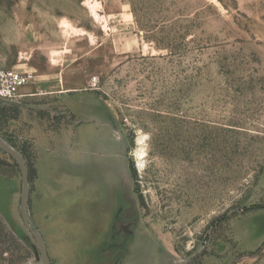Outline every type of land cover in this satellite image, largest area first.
<instances>
[{
    "label": "rangeland",
    "instance_id": "374dc122",
    "mask_svg": "<svg viewBox=\"0 0 264 264\" xmlns=\"http://www.w3.org/2000/svg\"><path fill=\"white\" fill-rule=\"evenodd\" d=\"M0 66V264H264V0H0Z\"/></svg>",
    "mask_w": 264,
    "mask_h": 264
},
{
    "label": "built area",
    "instance_id": "2783aa9c",
    "mask_svg": "<svg viewBox=\"0 0 264 264\" xmlns=\"http://www.w3.org/2000/svg\"><path fill=\"white\" fill-rule=\"evenodd\" d=\"M30 77L28 73L0 66V98L17 99L23 97L20 89L29 82Z\"/></svg>",
    "mask_w": 264,
    "mask_h": 264
},
{
    "label": "water",
    "instance_id": "95a60500",
    "mask_svg": "<svg viewBox=\"0 0 264 264\" xmlns=\"http://www.w3.org/2000/svg\"><path fill=\"white\" fill-rule=\"evenodd\" d=\"M19 162L21 163V166L23 168V176H24V185L26 186L27 182H28V170H27V167L26 165L24 164V161L21 157H19ZM5 163V166L4 164ZM11 163H8L6 161H2L0 160V173L4 174V175H7L9 177H12L14 176L15 172L11 169ZM27 196H28V193H27ZM25 211L27 212L28 210V202L26 201L25 202ZM26 223H27V226L30 228V230L37 236L38 238V242H39V245H40V249L42 251V254H43V261H44V264H49V259H48V249H47V246L45 244V241L44 239L40 236V234L30 225L28 219H26Z\"/></svg>",
    "mask_w": 264,
    "mask_h": 264
},
{
    "label": "crops",
    "instance_id": "0c3cea01",
    "mask_svg": "<svg viewBox=\"0 0 264 264\" xmlns=\"http://www.w3.org/2000/svg\"><path fill=\"white\" fill-rule=\"evenodd\" d=\"M28 89H29L28 85H25V86H23V87L20 89V93L22 94L23 97H24L25 95H27V93H28Z\"/></svg>",
    "mask_w": 264,
    "mask_h": 264
},
{
    "label": "flooded vegetation",
    "instance_id": "af4514ba",
    "mask_svg": "<svg viewBox=\"0 0 264 264\" xmlns=\"http://www.w3.org/2000/svg\"><path fill=\"white\" fill-rule=\"evenodd\" d=\"M3 164H5V163H3Z\"/></svg>",
    "mask_w": 264,
    "mask_h": 264
}]
</instances>
